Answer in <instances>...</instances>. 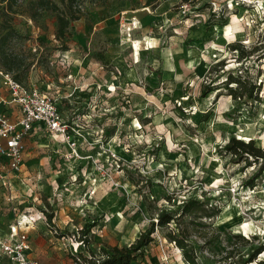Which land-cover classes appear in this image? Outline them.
<instances>
[{"label":"rangeland","instance_id":"rangeland-1","mask_svg":"<svg viewBox=\"0 0 264 264\" xmlns=\"http://www.w3.org/2000/svg\"><path fill=\"white\" fill-rule=\"evenodd\" d=\"M125 4L87 3L90 16L71 25L68 51L55 39V14L34 23L24 14L4 16L0 4V32L5 23L16 30L12 50L31 64L19 74L22 82L57 99L75 127L71 136L80 155L78 161L72 158V149L59 138H28L25 187L14 185V214L6 223L30 214L38 221L54 212L57 235L46 234L53 231L47 223L30 228L28 237L50 264H77L70 238L93 221L90 243H102L92 247L101 257V249L134 243L161 210L179 213L195 199L204 203L203 210L158 228L150 256L137 264H157L159 254L158 264H166V257L168 264H186L184 250L170 245L171 234L186 239L196 264H259L264 250L248 260L264 247V177L254 189L245 187L257 169L242 171L243 165L231 163L220 149L233 137L254 139L264 148V0H172V17L149 30L117 11L101 22L93 19L96 11L126 9ZM236 43L253 55L231 51ZM158 53L175 60L172 74L157 72L164 62ZM108 57L116 63H97ZM87 59L85 66L81 62ZM133 66L139 70L134 77L127 73ZM229 75L262 85L260 101L229 96L222 86ZM209 86L222 88L203 95ZM101 193V202L115 193L109 209L96 198ZM212 207L220 214L205 218ZM115 219L132 230L106 236ZM56 238L67 252L54 249ZM89 247L81 249L87 258Z\"/></svg>","mask_w":264,"mask_h":264},{"label":"trees","instance_id":"trees-1","mask_svg":"<svg viewBox=\"0 0 264 264\" xmlns=\"http://www.w3.org/2000/svg\"><path fill=\"white\" fill-rule=\"evenodd\" d=\"M182 3H189L190 0H181ZM87 3L91 5L106 6L109 0H0V4L4 6L3 15L17 16L24 14L31 21L37 23V21L47 14H55L56 16V34L55 39L62 43L59 47L62 51L69 50V43L72 39L71 25L82 19H88L90 16L89 10L86 8ZM0 33V63L6 72H9L18 80L22 82V77L19 74H23L29 71L31 64L27 63L24 56H20L13 52V41L17 39V32L14 28L5 23ZM196 30V29H193ZM231 51H239L245 58L250 57V53L245 52L241 45L236 43L230 47ZM237 86L232 88L231 84ZM223 87L229 90V96L236 99L260 101L259 93L261 86L255 82H248L242 77L229 75L227 80L223 82ZM222 87L213 88L212 86L206 87L203 91V95L220 90ZM220 150H222L227 157L230 158V162L233 164L243 165V170L246 171L255 167L257 170L249 177L245 183V187L254 189L257 185V180L264 177V148L258 147L255 140L252 139L249 142H245L242 139L233 137L229 142ZM172 197H168V201H171ZM50 207V206H49ZM205 207L204 203L198 200L190 199L180 207L179 213H170L166 209L161 210L156 215V220L150 223L149 228L141 233V236L132 244L124 247L112 246L109 251L101 249V257H97L95 253H91V258L83 256V253H79L78 257H74L77 264H131L139 259H143L145 256V249L155 241V232L158 228L169 227L172 223L178 221L180 218L186 215L198 214ZM220 214V210L217 207H212L209 210L204 211V217L215 218ZM201 218H204V217ZM55 215L54 212H46V218L48 225L56 231L54 224ZM96 225H87L80 232L83 242V247L91 245L90 234ZM66 235V233H63ZM170 243L177 245L179 249L184 250V256L186 264H196V257L194 254L189 255L186 252V239L176 235H168ZM264 250L260 248L255 253L249 256L248 262H254L258 255ZM259 264H264V261H260Z\"/></svg>","mask_w":264,"mask_h":264},{"label":"built area","instance_id":"built-area-1","mask_svg":"<svg viewBox=\"0 0 264 264\" xmlns=\"http://www.w3.org/2000/svg\"><path fill=\"white\" fill-rule=\"evenodd\" d=\"M0 77L3 80V87L10 93V99H0V107L3 106V109H0V158L6 161L9 173L19 174L22 171L27 149L25 140L28 137L59 138L61 143L68 144L72 149V158L78 161L80 155L76 152V142L71 136L75 127L65 120L57 99L42 90L20 83L11 73L3 70L1 65ZM13 105L19 111L16 119H12L6 109ZM111 154L112 160L117 161V155ZM99 164L94 161V166L100 171ZM5 185L10 186L9 183ZM42 220L48 222L45 215ZM23 223L16 219L7 232L0 235V264H40L30 238L22 229ZM93 224L95 221L89 225ZM66 238L63 235V239ZM70 239L73 243L70 253L73 257H78V254L82 253L81 249L84 248L81 234L77 232V237L73 235ZM170 245L175 246L173 243ZM162 262L168 264V258H162Z\"/></svg>","mask_w":264,"mask_h":264},{"label":"crops","instance_id":"crops-1","mask_svg":"<svg viewBox=\"0 0 264 264\" xmlns=\"http://www.w3.org/2000/svg\"><path fill=\"white\" fill-rule=\"evenodd\" d=\"M173 7L174 6L172 4V0H126V4H125L126 9L115 10L116 9L115 8L113 10L96 11L95 13H93V19L96 22H101L102 20L109 19L110 16L115 15L116 11H117V13L118 12L122 13L123 16L130 14L132 20L136 19L137 21H140V23H142L145 26V28H147L149 30L151 27H158L159 26L158 24H160V22H162V20H164L165 18L167 19V18L172 17ZM157 55L160 56V57H158V59L164 60V62L162 64V68L159 70L157 69V72H160L159 74H161L164 71L166 76H167V74L168 75L172 74L173 73L172 69L175 70V60H173L172 62L170 60L167 61L168 56L165 53H161V54L158 53ZM115 61L116 60H113L112 58L108 57V58L104 59V61L102 60V61L97 62V63H99L100 65L105 64V66L108 67V65H107L108 63L110 65H113L114 63H116ZM121 61H123V60H121ZM81 63H83L85 66H88V64L90 63V60L87 59ZM0 65H1V63H0ZM171 67H173V68H171ZM1 68L4 70L2 65H1ZM103 68H104V66H102L99 70H102ZM136 68H138V67L133 66L131 68H128L129 70L127 73L129 74V76L134 77V75L137 74L136 71H139V70L137 69L135 71ZM84 70L86 71V69H84ZM89 70L91 71L92 69L90 68ZM151 73H152V75L155 74V72H151ZM98 74L99 75L101 74L103 76L104 72L97 71V75ZM112 75H113V73H112ZM0 99H10V93L8 92V90L5 87H3L2 77H0ZM0 109H3V106H1ZM6 109L8 110L10 117L12 119H16V117L18 116V113H19L17 107L13 105V106H8ZM141 121L143 122L142 123L143 125H147V124L151 123L150 121H147V122L144 120H141ZM28 138H30V137H28ZM28 138H26V140H25L27 142V147H28V141H27ZM50 138L49 137H41V138H35V140L41 141V139H45L46 142H50V140H49ZM62 144H64V143H62ZM50 145L53 147V145L51 143H50ZM26 151H27V149H26ZM25 155H26V153H25ZM25 170H26V157H25L23 169L19 174L9 173L8 165H7L6 161H4L2 158H0V235H4L16 220V218H15L11 224L6 223V218L10 219V218H12V214H14V209H13V207H15L14 206V197H15L14 185L17 182V183H19V185H21V187H25V174H24ZM5 183H9L10 186L9 187L6 186ZM109 194H111V193H109ZM114 194L115 193H112L111 196H109L107 202L102 201L103 203L100 200V198H102L104 196L103 193L99 194L98 196L96 195V198H98L99 202L101 204H103V207H105L106 209H109L110 206L113 205L114 200L116 199L115 198L116 196ZM163 198H166V197H163ZM35 218H36V216L33 214H30V216L26 215V217H24V216L18 217V220H21L24 222L22 229L27 233V235H28V230L30 228L35 229L36 227L42 226L44 224L47 226L48 222H45V221L43 222L42 219H38V221H35L36 220ZM73 226L75 227V225H73ZM127 226H128L127 222H122V220H120V219H115L113 221V229L112 230L106 229L105 234H106V236H108V233L110 235L121 234V233L126 234V231L128 230ZM131 230H129V231H131ZM129 231H127V232H129ZM47 233L51 234L53 237H54V235L58 234L57 229H56V231L55 230H53V231L49 230L46 232V234ZM55 240H56V244H55L54 249L58 248L61 251V249L64 248L63 250L67 252V249L62 244L61 240L58 238H56ZM30 241H31L33 249L38 254L40 264H50L48 262V260L45 261L43 259L42 254L39 251V248L35 245V242L33 243V240H31V238H30ZM98 244L100 245L102 243L96 242L94 244L95 247H98ZM153 244H155V241L145 249L146 252H145L144 260L148 257V255H149L148 252H149V250H151ZM94 245H90L89 253H95V255H97V252H95V249L92 248V247H94ZM115 246H117V245H115ZM158 256L160 257L161 255L159 254ZM159 257L154 258L155 261L158 263H159ZM150 260H152V259H150ZM131 264H137V261L132 262Z\"/></svg>","mask_w":264,"mask_h":264},{"label":"bare ground","instance_id":"bare-ground-1","mask_svg":"<svg viewBox=\"0 0 264 264\" xmlns=\"http://www.w3.org/2000/svg\"><path fill=\"white\" fill-rule=\"evenodd\" d=\"M233 20H234V23H237V21H238L235 15L233 16ZM136 46H137V49L140 48L139 47L140 45L138 43L136 44ZM135 54H136V52H135Z\"/></svg>","mask_w":264,"mask_h":264}]
</instances>
